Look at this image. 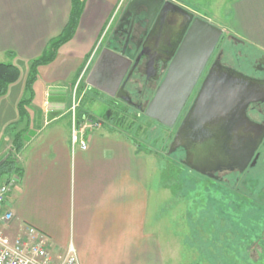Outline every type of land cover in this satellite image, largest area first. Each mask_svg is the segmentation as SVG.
I'll use <instances>...</instances> for the list:
<instances>
[{"label":"crops","instance_id":"0c3cea01","mask_svg":"<svg viewBox=\"0 0 264 264\" xmlns=\"http://www.w3.org/2000/svg\"><path fill=\"white\" fill-rule=\"evenodd\" d=\"M79 1L82 11L74 34L54 61L37 69L41 97L30 99L22 118V98L10 97L20 83L21 69H28L62 33L72 4L0 0V62L20 69L18 81L0 96V158L11 153L15 133H22L23 142L17 154L19 174L8 176L16 177V184L0 208V218L11 217L0 229L11 240L26 236L28 229L43 236L52 264H59L69 247L78 264H165L158 234L162 212L154 210L153 186L149 188L150 173L156 170L154 156L135 145L131 135L93 115L74 120L76 129L86 120L98 124L81 136L86 148L72 144L70 90L82 86L81 97L92 89L82 82L101 49L115 38L117 45L119 35L110 36V30L129 2ZM169 1L264 58V0Z\"/></svg>","mask_w":264,"mask_h":264},{"label":"water","instance_id":"95a60500","mask_svg":"<svg viewBox=\"0 0 264 264\" xmlns=\"http://www.w3.org/2000/svg\"><path fill=\"white\" fill-rule=\"evenodd\" d=\"M138 8L144 10V20H147L141 48L169 50L172 57L170 68L144 114L172 128L222 30L169 0H129L125 13L133 15L130 31ZM170 24L174 28L167 30L166 38H160ZM125 47L126 43L121 53L103 47L85 84L109 97L123 98L121 83L131 64L122 55ZM256 102H264L263 80L247 77L215 62L178 127L169 151L183 148L185 165L200 174L222 169L242 173L253 167L258 159L256 150L264 138V127L251 122L246 117V109ZM8 155L0 160V165Z\"/></svg>","mask_w":264,"mask_h":264},{"label":"rangeland","instance_id":"374dc122","mask_svg":"<svg viewBox=\"0 0 264 264\" xmlns=\"http://www.w3.org/2000/svg\"><path fill=\"white\" fill-rule=\"evenodd\" d=\"M114 16L110 18L107 30L113 24ZM119 17L118 15L117 19ZM113 29L114 27L110 30V36L113 34ZM216 45V51L221 52L222 64L247 77H264L253 68L260 58V53L233 42L226 35H223ZM23 69H21L20 83L14 87L10 97L31 98L32 101L40 99L38 75L32 78L30 70L25 67ZM79 97L78 92L76 95V100H79L78 108L81 105ZM104 99L101 94L97 96L89 92L82 101V109L91 113L96 119L103 120L108 117V108L104 104ZM70 106L71 93L69 112ZM260 108L264 110V106ZM76 110L77 108L74 112L75 119ZM249 115L256 121L263 119V116L251 114L250 111ZM117 128L131 135L135 141L141 143V148L154 156L156 170L150 173L149 188L153 186L154 210L162 212L159 214L162 223L161 227H158V234L162 240L160 245L166 258L165 264H264V246L256 243L247 245L245 242L248 241L252 222L242 219L243 226L246 227L243 228L244 231L239 230L230 222L233 221L238 225L240 214L234 213L229 206L221 204L223 197L227 198L229 203L236 202L238 200L236 193L231 189L233 192L228 193L226 197L219 189L210 186L209 181L203 179L200 173L189 168L190 172L187 166L180 163L183 159L181 151H169L174 129L164 128L144 117H132L131 113L124 123L117 125ZM215 175L214 180L234 189L240 188L243 196L251 201L255 199L264 202V146L259 149V157L253 167L247 168L242 173L237 170H221ZM216 209L231 214L230 222L225 215L218 214ZM249 212V207H246L247 216ZM252 214L250 212V215ZM254 219L253 216L252 221Z\"/></svg>","mask_w":264,"mask_h":264},{"label":"flooded vegetation","instance_id":"af4514ba","mask_svg":"<svg viewBox=\"0 0 264 264\" xmlns=\"http://www.w3.org/2000/svg\"><path fill=\"white\" fill-rule=\"evenodd\" d=\"M132 16L133 15L129 12L125 13V8L122 10L119 20L113 29V33L116 32V34L119 35L118 37L119 41L117 42V45L114 44L115 43L114 41L116 40L115 38L114 41L112 42L109 41L108 43L109 48L117 53H121L123 49V45L126 43V47L122 55L128 58L131 61V64L126 76L124 77L121 83L122 90L120 91V93L123 95V98L117 95L114 97H109L98 91L105 98L104 104L108 108V112H107L108 117L103 119V124L115 123L118 117L120 118L124 117V119L127 120L130 113L131 116L132 117L134 116L135 118L144 117L148 120H152L145 116L144 110L148 105V103L150 102V100L153 98L156 88L159 86L160 82L162 81L165 74L168 72L171 65L172 57H170L171 52L169 50L159 51L156 49L141 48V44L146 36V30L144 27L147 24V20L146 19L144 20V10L142 8H138L136 10L133 25L130 31V21ZM121 25H123V27H121ZM170 25H168L165 28V31L161 33V35L159 36L160 38H166L168 36L167 30L174 28L173 24ZM216 47L217 45L212 50L208 58V61L204 67V70L200 73L199 77L195 81L193 90L190 96L188 97L187 101L185 102L174 126L170 128L171 130L174 129V134L171 138L169 149L171 147L175 133L178 127L180 126V124L182 123L184 117L186 116L188 110L190 109L209 68L215 62H219L222 66L227 67L226 65L220 62L221 52H219L218 50L216 51ZM253 68L256 72H260L264 76V58L260 57L257 64L254 65ZM127 75L128 78L125 79ZM110 76L112 77L113 75ZM111 77L110 79L113 78ZM248 77L254 78L251 76ZM254 79L264 81V77L254 78ZM109 84L110 82L107 83V85ZM260 106H264V102H256L250 104L246 109V117L251 122L260 124L264 127V110H262ZM249 111L251 114L256 113L257 115L263 116V119H261L260 121L254 120L249 115ZM152 121L158 124L159 126H162L157 121L155 120ZM134 144L140 148L142 147L141 143H138L135 140H134ZM261 146H264V138L261 141L258 149L256 150V153H258V157H259V149L261 148ZM176 151H181V153L183 154V159L180 161V163L185 165L184 149L177 148L173 152ZM222 170H228V169H222ZM220 171L221 170L211 173L206 172L205 174H201V175L216 178L215 174H217ZM228 171H236V169L228 170Z\"/></svg>","mask_w":264,"mask_h":264},{"label":"trees","instance_id":"16d2710c","mask_svg":"<svg viewBox=\"0 0 264 264\" xmlns=\"http://www.w3.org/2000/svg\"><path fill=\"white\" fill-rule=\"evenodd\" d=\"M71 4L72 6H71L69 20L62 33L59 36L51 39L48 42V45L44 50V52L38 58L30 62L28 69L30 70V75H32L31 76L32 78L35 77V75H37V69L39 67L46 66L50 64L52 61H54L58 49L66 42H68L73 36L77 26L78 16L80 15L82 8H81V1L79 0H71ZM7 55L12 56V52H8ZM19 78H20L19 67H17L16 65L10 62H0V96L5 95L8 92L10 85L18 81ZM28 83L29 82L27 81V84ZM84 83L85 82H82V84ZM81 88L82 86L78 88L79 94ZM89 92L97 96L100 95V93L94 89L89 90L86 94L82 95L81 105L85 95H88ZM30 99L31 98H23L19 102L20 115L22 116V118H24L26 115L25 107L30 104ZM81 105L76 110V116L80 118L81 116L85 115L88 119H90L92 117V114L89 113L88 111H84ZM123 120H125L124 117L121 118L118 117L115 123H111V124L113 127H117V125L120 126L123 123ZM21 134H22L21 132H17L14 134L12 139V147H11L12 151L11 153H9L7 159L0 165V181L3 180V178H6L10 175L19 174L20 170L18 168L17 154L22 150L23 147V142L20 139ZM3 157H1L0 160ZM170 167L172 169V166ZM188 170L191 172L189 168ZM201 177H203V179H205L206 181H209L210 186L219 189L222 194L226 195V197L228 193H232L233 191H234L233 193H236L238 198L236 202L234 201L229 203L230 201H227L226 200L227 198L223 197V202H221V204L232 208L234 210V213H239L240 223L238 225L237 224L235 225L233 221L230 222L229 219L232 217V215L225 214L221 209L218 210L216 209L218 214L220 213L222 215H225L226 219L231 223V225L235 226L236 228L242 231H244L243 228L245 229L246 227L243 226V220L246 221L248 220V222L251 221L253 225L251 227V231H249L248 241L245 240V242L247 243V245L251 243H256L257 245L264 246V202L256 201L255 199L252 200L253 201L252 202L249 198L243 196V192L240 190V188L234 189L232 187H228V185L221 183L220 181H216L214 180V178L212 179L204 175H201ZM210 199L212 200L213 198ZM246 207H249V211L253 213L252 215H250L249 212L247 216V213H245ZM244 213L245 216L243 215ZM253 216L255 218L254 219L255 221L254 220L252 221ZM255 226H257V228H255ZM241 238L242 237L240 236V239Z\"/></svg>","mask_w":264,"mask_h":264},{"label":"built area","instance_id":"2783aa9c","mask_svg":"<svg viewBox=\"0 0 264 264\" xmlns=\"http://www.w3.org/2000/svg\"><path fill=\"white\" fill-rule=\"evenodd\" d=\"M78 99L76 100V87L71 91V118L73 129L71 132L72 144L78 143L84 150L85 142L81 136L85 129H92L97 123L86 120V124L79 128H74L75 109L78 108ZM89 122V123H88ZM16 184V177H8L0 182V208L5 202L6 196L10 193ZM10 214L0 218V224H5L10 219ZM34 230L28 229L26 236H19L13 240L8 238L0 229V264H52V259L46 246V240L43 236H37ZM59 264H78L75 251L69 247L65 255L61 258Z\"/></svg>","mask_w":264,"mask_h":264}]
</instances>
